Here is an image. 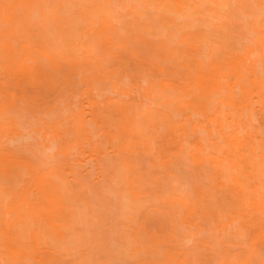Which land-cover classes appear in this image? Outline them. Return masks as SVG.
<instances>
[{
  "label": "bare ground",
  "instance_id": "bare-ground-1",
  "mask_svg": "<svg viewBox=\"0 0 264 264\" xmlns=\"http://www.w3.org/2000/svg\"><path fill=\"white\" fill-rule=\"evenodd\" d=\"M153 1L164 10L181 16L192 9L204 16L206 12L207 15L232 13L236 20L227 18L228 36L235 39L236 34L241 35L250 46L244 52L227 50L223 58L214 54L210 47L204 58L197 43L183 39L178 46L195 57L193 66H185L184 82L171 77L178 75L177 70L171 75L168 69L157 71L155 67H148L145 61H141L137 72H129L123 67L112 69L108 61L116 59L117 54L110 48L102 51L105 49L100 40L105 42L103 38L109 36L114 43L115 36L112 35L119 33L118 26L112 20L92 26L94 17L91 18L90 13L94 12L84 10V23L92 27L82 37L83 58L79 63H71L74 69L80 68L75 74L84 83V90L79 93L80 98H77L79 94L75 96L77 102L81 100L77 105L73 97L71 104L70 101L62 102L65 110L55 107L56 99L51 100L55 106L46 102L41 104V94L57 91L59 101L63 99L62 92L65 94L66 91L42 61L44 58L55 60L46 48L54 43L47 34L51 22L55 35L58 32V42L60 40L62 44L64 41L63 46H68L70 33L63 24L67 23V27L69 24L63 17L65 8L61 7L65 1L0 0V70L4 76H14L17 91L16 94H6L8 105L17 99L26 105L23 111L32 115L35 109L39 111L37 102L46 112L60 113V116L55 115L56 119L47 122L46 127L47 136L58 142L55 150L51 149L52 155L48 156L54 166L51 161L46 166L44 154L40 155L42 158L37 155L30 158L26 154L28 157L15 160L0 157V264H17L15 257L26 256V233L29 237H48L46 240L54 242L56 247L62 246L63 254L74 247V250L82 248L85 251V237L78 239L82 230L79 225L85 230L86 226L95 225L91 222L82 224L87 215L75 207L77 196L74 199L73 193L70 197L65 177L67 169L78 166V156L86 153H89L88 159L97 162L99 173L103 170L114 173L116 178L102 172L107 177L112 176L108 177L113 180L110 179L112 189L115 188L112 185L119 181L116 189L120 186L123 190L117 189L121 190L120 193L112 190L118 196L160 204L159 210H149L145 214L144 224L123 218L125 228L121 227L120 231L127 232L126 236L118 230L123 235L121 237H129V241L143 239L139 246L145 254L154 257L162 254L167 264H204L199 258L204 253L226 257L223 264H264V0ZM90 2L94 4L92 0ZM96 2L95 6L100 8ZM99 8L95 7L97 11L103 7ZM61 9L64 12L59 15ZM124 10L133 14L129 9ZM33 18L40 29L38 25L35 27L38 30L34 31L27 27L32 26L29 21ZM45 18H48L49 25L42 23ZM23 22L25 30L19 27ZM131 22L134 25V21ZM103 26L109 27L108 31L105 35L99 34L98 38L95 33ZM43 31L46 36L41 41L39 36ZM164 41L165 51L166 47L170 48L168 40ZM78 44L79 40L75 39L74 50L79 48ZM167 53L163 55L164 61ZM175 56L176 52L171 59ZM101 79L118 83L115 94L106 97L96 92L94 83ZM27 88H37L41 93L36 90L28 93ZM2 99L0 95V108L5 105ZM33 101L36 108L30 105ZM60 105L58 102L57 107ZM2 125L0 120V129ZM28 148V152L30 149L35 152L34 146ZM43 153L47 155L46 150ZM29 154L33 156V153ZM109 156L111 160H108ZM173 166L182 167L180 173L183 176L180 178L184 182L179 189L164 183L165 178H172L170 169ZM152 175L157 178L151 179ZM155 188L158 190L153 191ZM122 202L119 200L124 207ZM162 215L171 218L169 225L174 226L170 231L153 224ZM100 224L97 223L96 227ZM85 232L82 231V236ZM182 234L193 242V247L189 245L188 248L191 252L186 251L182 256H191L192 260L179 262L175 259L176 252L160 253L159 244H169L175 250L179 245L186 248L177 238L183 237ZM57 237H63L65 246L57 243ZM73 240L82 242L72 247Z\"/></svg>",
  "mask_w": 264,
  "mask_h": 264
},
{
  "label": "rangeland",
  "instance_id": "rangeland-1",
  "mask_svg": "<svg viewBox=\"0 0 264 264\" xmlns=\"http://www.w3.org/2000/svg\"><path fill=\"white\" fill-rule=\"evenodd\" d=\"M64 1L62 0V2L64 3H62L61 7L62 9L65 8V12L63 11L64 9L63 10L61 9L59 15H62L63 14L62 11H63L64 12L63 17L67 18L66 20L68 21L69 24L68 26L69 28L67 27V23L63 24L64 27L66 25V28L69 31L68 33H70V38L68 40V43H66V45L68 46L66 47L63 46V44L65 43L64 41L62 44L60 40L58 42V40L56 39L58 32L55 35L56 32L54 31V28H51V23H52L51 22L49 26V32L47 34L51 38H53L54 43L50 44L49 42L50 45H46V48L49 54L51 55V57L55 58V60L51 61V60H47V58H44L42 61L45 65H47L51 69L53 76L55 77V80L58 81L60 85L65 86L64 88L66 89V91L64 90L65 94L62 92L61 97L63 99L60 98L59 101L57 100L60 95H58L59 92L57 93V91L56 93L49 91V93L47 94L46 93L41 94L43 96V99L39 95V97L43 100L41 104L46 102L52 104L51 106H55L53 104L57 103L55 107L59 109H65L64 105H62L63 104L62 102L70 101L69 104H71L72 101L71 97L74 98L75 105H77V103L81 101L79 100V102H77L75 100V96L81 93L82 90H84L83 87L84 83L82 84L80 82V78H78L75 74L76 72L77 73L80 72V68L76 67V69H74V66L71 65V63L72 61H74L75 63H79V59L83 58V54H81V50L84 51L82 37L87 31V29H90L92 26H97V24H101V23L104 24L105 22L112 20L118 26L119 33L117 34L113 32L114 34L112 35L113 37L115 36L114 40L116 44H114L115 42L113 43L112 39L108 38L109 36L103 38L105 42H102L99 39L101 42L100 45L105 49L102 51L104 52L108 51V48L113 49L117 54V58H119V59L113 58L111 59V61H108L109 67L118 70L123 67L122 69L127 70L129 72H137L140 68L139 65L143 61H145L148 67H153V68L155 67L157 71L159 69H168L169 74L171 75L174 73L175 70H177L178 75L176 77L175 76H171V77L181 82L185 81V76L187 73V71L185 70L186 64H188L189 66H193L195 62L194 59L195 57L193 56V54L192 55L187 54L185 49L181 48V46H178L183 39H187L197 43V45H199L202 48L204 58H206V56L208 55L210 47L213 48L214 54H216L219 58H223L227 50L234 49L239 52H244V49L250 46L249 44L250 42L242 38L243 36L241 35L236 34L235 39H231L228 36V26L226 25L227 18L231 17L233 20H236V17L229 12H224L222 15H218V14L207 15L206 12L204 13L206 16L205 17L202 14L200 15V13L197 12V10L192 9L191 11L189 10V12H187L185 15L181 16L164 10L163 7L157 6V4L154 3L153 0H149V1L141 0L142 2L140 0H125V1L99 0L100 1L99 3L105 4V6H102V4L96 2L97 0H92L94 4H92L90 0H71L69 3L67 2V0ZM95 2L98 5H101V7L103 8L97 11L96 9L99 7L95 6L96 5ZM143 2H145L146 4H144ZM143 4L145 6L146 5L148 6L145 7L143 6ZM124 9L127 10L129 9L128 11L133 12V14L132 13H129L130 15L127 14V12ZM91 10L94 12V14L91 12L90 16L91 18L94 17V20H93V25L89 26L88 24L84 23L85 19L83 17L84 15L82 12L83 11L90 12ZM123 10L126 13H124ZM95 16H97L98 19ZM41 21L43 20L41 19L40 22ZM46 21L42 23L45 25H49L48 18ZM131 21H134V25H132L133 23ZM29 22L31 23L32 26L27 25V27H29L32 30L38 28L37 25L39 26V24H37V20H35V18L30 20ZM130 22L132 24H130ZM24 23L25 22L20 23L19 25V27H21L22 30L26 29V24ZM66 28L65 30H67ZM108 28L109 27L107 26L106 27L103 26L102 28H99L98 29L99 31L98 32L96 31L97 33L95 34H97V37L99 38V34L105 35L108 31L107 30ZM47 29L48 27H46V30ZM65 30H63V32H65ZM48 35H47V40L49 39ZM45 36H46V32L43 31L39 36L40 37L39 40L43 41ZM75 39L79 40V44H78L79 48L76 50H74ZM165 39L168 40L167 46L170 49H167L166 47L164 51V45L162 41H164ZM109 42L113 45L114 48L111 47L112 45L109 46L110 45ZM104 44H109V45H104ZM53 45H56L55 48H52ZM46 48L44 49L45 52H46ZM167 50L168 53L166 52ZM175 52H176L175 58L171 59V55ZM109 53L111 52L109 51ZM164 53L168 54L166 61L163 60ZM111 54H110V58L113 57L112 56L113 54L112 55ZM98 55L100 56L101 54L98 53ZM28 82H30V80ZM117 84L118 83H116V81L112 82L110 80L101 79L94 83V87L97 93L108 97L115 94ZM34 90L38 91L37 88ZM34 90L31 89L29 90L27 88L28 93H32V91ZM16 93H17L16 80L14 76L13 75L4 76L3 70H0V95L3 98L2 103L5 104L2 108H0V120L3 123L0 129L1 130L0 157H9L11 160H15L21 157H28V156H30V158H33L34 155H37L38 157L42 158L44 154L46 166L47 165L49 166L50 163L49 161L51 160L48 161V156L52 155L53 150H55V146L58 144V142L52 141L51 138L47 136L48 131L46 127H47V122H50L53 118H55L56 114H54L52 111L46 112L43 107L41 108L42 105L37 102L35 104L40 105V106L37 105V107H39V111L37 112L38 109L37 110L35 109L32 115L27 113L26 110L23 111V107H25L26 105L18 102L17 99H14L13 103L11 105H8L6 94H16ZM49 94L50 97H48ZM45 96L47 97V99L45 98ZM67 96L70 97L67 98ZM77 98H80V94ZM52 99L53 100L56 99L55 100L56 102L54 103V101H51ZM34 102L35 101L31 102L30 105H33L34 108H36V105L33 104ZM58 102L59 104H61L60 107L62 108L57 107ZM7 105H8V109H6ZM33 106L31 107L33 108ZM49 108L53 109L52 107ZM40 109L42 111H40ZM58 114L60 116L59 112L57 113V115ZM59 119L57 121H59ZM29 146H34L36 148V149L34 148L35 152H33V149H30L31 151H29L33 153V156H31L28 152ZM51 149L53 150L51 151ZM44 150H46L47 155L43 153ZM50 151L51 153L48 154L47 152ZM184 155L188 157V155L186 154ZM10 156H14L15 158ZM88 157H89V153H86L85 156L83 155L78 156V161H79L78 166L76 164L77 167L72 166V169L76 167L73 170L72 169L69 170L67 169V171L65 170L67 176L66 174H64L66 176L65 178L67 182L69 183L68 188H70L69 191H71L70 195L71 194L73 195L74 193L73 195L74 199L76 198L75 196H77V198L75 199L77 200L76 202L77 206L75 207H78V209L82 211L84 210L83 212L87 215V217H85L84 216L85 214H83L86 220L84 222L82 221V224L86 225L87 222H91L94 223L95 225V227L94 226L92 227L91 225L93 224L90 223L89 225L91 227L86 226L87 228L86 230L79 225V227L82 230L80 232V237H78V239H82L85 237L83 241L84 243L87 242L86 243L87 248L83 247L85 251H83L82 248H77L76 250H74L75 248L74 247L67 254H63L61 250L62 246L56 247L54 242L50 240L49 241L46 240L48 237H29V234L26 233L27 236L26 248H25L26 256L22 258L15 257L16 263L17 264H94V263L95 264H167L166 263L167 261L162 256V254L161 255L159 254V256L157 255V257L156 256L154 257V256H150L148 253L147 255L145 254V252L141 251L142 249H140L139 244L144 242L143 239L137 242L129 241L130 239L129 237H121L123 236L121 233H125L124 236H126L127 232L120 231L121 227L122 229L125 228L124 227L125 224H123V218L125 219L127 217L129 220H134L132 221L133 223L135 222L139 224H144L146 221L145 214L149 210H159L160 204L158 203L156 205L155 204L153 205L152 203L144 199L134 200L133 198H131L128 200L126 198L127 196L126 197L118 196L119 194L115 193L114 191L119 181L116 180L117 183L112 185L113 187L115 186V188L112 189L111 187L112 183H110L112 178H110L111 180L108 178V177H112L110 175H113V177H115L114 173L110 174V172L107 173L105 170H103L102 172L105 171L107 174H110L108 177L106 176L107 174L105 173L102 172L99 173V170L96 167L97 162L95 160L88 159ZM111 158L112 157H110V159L108 158L107 159L111 160ZM51 163L53 164L52 161ZM57 163L58 161L55 162V165ZM146 164H148L147 161ZM181 168L182 167L180 166L171 167L170 173L172 175V178L169 177L164 179V183L166 186L176 189H179L181 187V185L184 182V180L180 178L181 176H183L180 173L182 172ZM154 175H156V173ZM155 178L153 176V178L151 179L155 180ZM1 183L2 180L0 179V184ZM117 189L123 190L122 187L120 186H117ZM121 190H118L119 193ZM157 190H158L157 188L153 189V191H157ZM72 195L70 197H72ZM118 197L121 199H119ZM119 200L120 202L121 200H123L122 203L124 204V207H122L123 205L119 203ZM80 204L82 206H80ZM81 207L84 208L81 209ZM154 215L152 216L153 218ZM155 217L159 218L158 216ZM170 220L171 218L169 217L164 218V216L162 215L160 216V219L158 220L155 219L153 221V224L170 231L171 227L174 226V225H169L171 224ZM99 222L102 223L100 224ZM97 223L101 225L100 227L97 225L98 228L96 227ZM102 225L103 226L105 225L104 228L102 227ZM177 225L179 226V224ZM179 229L181 228L179 227ZM83 230L84 232L86 231L85 236H82L81 234ZM118 230L121 233L118 232ZM175 232L178 233L177 230ZM175 232L172 233L175 234ZM182 235L183 237L177 236V238L183 244V246L186 245L185 247L187 248V250L186 248L180 246L178 244L179 242L177 241L178 242L177 244L181 248L178 247V249L175 250L176 248L172 249V247L169 244L166 243L161 245L159 244L158 249L160 253H164L167 251H169V253H173V252H176L177 254L179 253L180 255L176 254L175 256L176 261L178 260L179 262H185L188 259L192 260L191 256L188 255L182 256V253L186 251L189 252L188 248H190L191 246L193 247V242H190L191 240L189 239V237H186L187 236L186 234H182ZM56 241L57 243H61L62 245L65 246V244L62 243L64 242L63 237H57ZM79 241L75 242V240H73L71 244L70 243L69 244L71 246L72 245L77 246ZM17 243H19L20 245V242ZM79 245L82 246L81 244ZM151 245L156 246L152 242ZM84 252L88 254L87 256L88 258H85L86 254L84 255ZM204 254L205 255H201L199 257L200 260L204 262V264H223V262L226 259V257H214V256H208L207 253ZM230 258H234V257H230ZM242 258L246 260V257H242ZM87 259L88 260L90 259L91 261L89 260L90 261L89 262Z\"/></svg>",
  "mask_w": 264,
  "mask_h": 264
}]
</instances>
